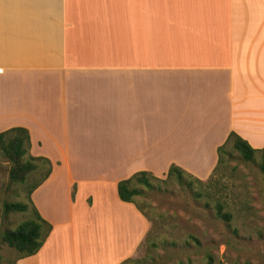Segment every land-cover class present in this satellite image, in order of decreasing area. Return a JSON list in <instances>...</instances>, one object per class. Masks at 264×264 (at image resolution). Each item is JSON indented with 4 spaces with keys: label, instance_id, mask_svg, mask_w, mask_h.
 I'll list each match as a JSON object with an SVG mask.
<instances>
[{
    "label": "crops",
    "instance_id": "crops-1",
    "mask_svg": "<svg viewBox=\"0 0 264 264\" xmlns=\"http://www.w3.org/2000/svg\"><path fill=\"white\" fill-rule=\"evenodd\" d=\"M51 160L53 229L17 264H124L151 221L121 180H207L231 132L264 148V0H0V133Z\"/></svg>",
    "mask_w": 264,
    "mask_h": 264
},
{
    "label": "rangeland",
    "instance_id": "rangeland-1",
    "mask_svg": "<svg viewBox=\"0 0 264 264\" xmlns=\"http://www.w3.org/2000/svg\"><path fill=\"white\" fill-rule=\"evenodd\" d=\"M260 162L259 155L246 161L234 152L210 183L188 178L192 181L188 186L176 179L161 180L155 188L146 189L137 202L150 219L151 229L136 257L126 264H177L190 257L194 264H204L207 253L229 261L264 264V173ZM10 168L11 163L0 155V264H15L18 257L2 242L1 233L27 218L24 213L7 214L5 203L27 201L28 190L41 178L36 173L25 184L12 182ZM218 201L227 203V210L233 212L230 225L218 216ZM236 228L239 234L234 232Z\"/></svg>",
    "mask_w": 264,
    "mask_h": 264
},
{
    "label": "trees",
    "instance_id": "trees-1",
    "mask_svg": "<svg viewBox=\"0 0 264 264\" xmlns=\"http://www.w3.org/2000/svg\"><path fill=\"white\" fill-rule=\"evenodd\" d=\"M32 140L29 130L22 126L11 127L0 133V155L11 163L10 179L12 182L25 184L30 176L39 173L41 178L36 181L28 190L27 201L6 202L4 209L7 214L24 213L27 218L20 222L16 228L5 229L1 233L2 242L6 243L10 248L18 253V258L31 256L36 254L44 245L46 239L50 235L53 226L45 220L39 213L37 207L32 200V193L52 172L53 164L51 160L45 157H38L31 152ZM234 152H238L246 161H253L260 156V168L264 173V148L256 149L247 140L242 138L236 132H231L227 141L218 149L219 161L213 174L222 166ZM207 182L194 177L181 167L172 164L169 168L165 179L157 177L149 171H138L131 177L121 180L118 184L119 196L123 201L136 203L137 197L142 196L146 189H153L158 181L178 180L182 184H186L188 178L198 181L201 184L210 183L212 176ZM192 181L187 185L191 186ZM201 193H197V196ZM228 204L218 201L215 209L219 217L226 221L229 225L233 220L234 214L227 210ZM239 234L238 229H233ZM17 260L15 264H17ZM204 264H253L250 261L241 263L239 260L229 261L217 257L213 253H207ZM133 261L127 260L124 264ZM177 264H194V260L190 257L187 260H180Z\"/></svg>",
    "mask_w": 264,
    "mask_h": 264
}]
</instances>
